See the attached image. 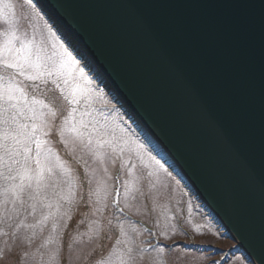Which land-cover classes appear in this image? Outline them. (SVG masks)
<instances>
[{"label":"water","instance_id":"obj_1","mask_svg":"<svg viewBox=\"0 0 264 264\" xmlns=\"http://www.w3.org/2000/svg\"><path fill=\"white\" fill-rule=\"evenodd\" d=\"M37 2L264 264V0Z\"/></svg>","mask_w":264,"mask_h":264},{"label":"snow or ice","instance_id":"obj_2","mask_svg":"<svg viewBox=\"0 0 264 264\" xmlns=\"http://www.w3.org/2000/svg\"><path fill=\"white\" fill-rule=\"evenodd\" d=\"M0 26V223L13 230L11 235L24 230L33 242L37 231L50 229L46 243L55 244L56 234L60 229L67 233L82 207L90 219H76L85 227L79 237L114 238L117 264H135L137 249L156 254L147 264H165L163 254L181 247L213 251L212 245L160 243L158 237L167 238L171 216L154 190L161 173H173L157 158L152 141L141 138L135 121L129 123L118 98L104 90L58 35L37 0H0ZM53 90L66 108L47 102ZM53 136L68 159L52 146ZM118 161L121 175L112 176L108 164L115 167ZM153 213L160 231L141 232L132 217ZM0 234L9 235L2 229ZM141 235L149 239L137 245ZM59 254V247L50 249L42 264H55ZM225 260L221 256L210 264Z\"/></svg>","mask_w":264,"mask_h":264},{"label":"rangeland","instance_id":"obj_3","mask_svg":"<svg viewBox=\"0 0 264 264\" xmlns=\"http://www.w3.org/2000/svg\"><path fill=\"white\" fill-rule=\"evenodd\" d=\"M17 11L19 13V6H17ZM0 30H3V26H0ZM46 100L59 108H66L59 98V93L54 90L47 94ZM97 106H99V102H97ZM51 139L54 149L59 151L62 157L68 159L57 138L53 136ZM136 163L138 165L136 174L140 175L142 170L139 167V161H136ZM92 166L97 167L96 165ZM73 167H76V165L73 164ZM108 168L112 176L121 175L119 161L115 167L109 163ZM176 181L177 178L174 175L168 177L166 174L161 173L157 187L154 190L161 197L159 203L170 208L171 216L168 221L167 238L158 237V239L166 244L212 245L213 249L219 250V252L217 253L214 250H185L181 247L163 254L162 259L165 264H210L212 260L219 261L221 256L226 257L224 264H249L240 254L229 253L236 248L235 243L225 238L226 235L220 234V230L215 227L209 216L199 212L202 208L197 206L196 201L191 199L190 195H183L186 190ZM144 190H148L147 184H145ZM134 217L147 223L155 232L160 231L155 227L157 222L155 213L150 217L143 215ZM80 218L85 219L86 222L90 219L89 216L85 215V210L82 207L78 210L76 218L71 222L73 226L68 228L67 233L60 229V234H56L57 242L51 245L46 243L50 229H46L43 233L37 231L35 241L30 242L28 237L31 233L20 230L15 236H12L13 230L6 223H0V229L9 233L8 236L0 234V264H42L48 259L46 253L57 247L60 249V254L55 264H98L101 260L109 262V264H117L116 257L113 254L114 238L97 236L91 240H88L87 237L81 240L78 233L84 232L85 227L84 225H76V219ZM29 222H31V218H29ZM140 230L142 232V228ZM184 233H187V235H184ZM143 236L147 237V235L137 237V245L140 244ZM144 245L147 247V244ZM116 249L120 250L121 246L117 245ZM155 255V253H141L138 249L133 253L135 264H147L149 257ZM142 256L143 259H141Z\"/></svg>","mask_w":264,"mask_h":264},{"label":"bare ground","instance_id":"obj_4","mask_svg":"<svg viewBox=\"0 0 264 264\" xmlns=\"http://www.w3.org/2000/svg\"><path fill=\"white\" fill-rule=\"evenodd\" d=\"M76 54V53H75ZM80 58V57H79ZM81 59V58H80ZM81 63L83 64L84 63V61L81 59ZM84 64H86L87 65V71H90L91 72V69H90V67H88V64L87 63H84ZM98 82L101 84V85H103L99 80H98ZM135 127H136V125H134ZM154 154H156V152L154 151ZM158 159H161V162L162 163H165V166H169V168L171 169V170H174L173 169V167L159 154L158 155V157H157ZM198 207H204V205L203 204H201L200 203V201H199V203H198V205H197ZM205 214V213H204ZM205 215H209V214H205ZM210 216V215H209ZM215 221V220H214ZM216 222V221H215ZM215 227H219V226H215ZM220 228V227H219ZM220 232V234H223V235H226V233H227V231L226 230H224V229H222L221 228V230L219 231Z\"/></svg>","mask_w":264,"mask_h":264}]
</instances>
